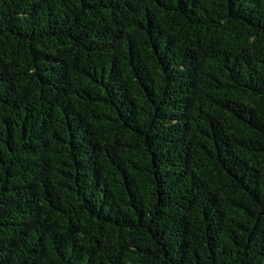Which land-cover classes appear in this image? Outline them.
I'll use <instances>...</instances> for the list:
<instances>
[{
  "label": "trees",
  "instance_id": "trees-1",
  "mask_svg": "<svg viewBox=\"0 0 264 264\" xmlns=\"http://www.w3.org/2000/svg\"><path fill=\"white\" fill-rule=\"evenodd\" d=\"M0 264H264V0H0Z\"/></svg>",
  "mask_w": 264,
  "mask_h": 264
}]
</instances>
